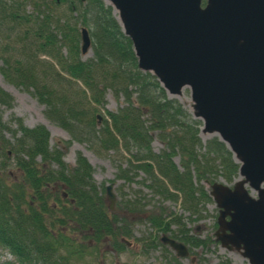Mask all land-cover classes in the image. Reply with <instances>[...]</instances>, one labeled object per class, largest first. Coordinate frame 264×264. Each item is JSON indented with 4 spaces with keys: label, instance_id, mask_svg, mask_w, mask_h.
<instances>
[{
    "label": "trees",
    "instance_id": "1",
    "mask_svg": "<svg viewBox=\"0 0 264 264\" xmlns=\"http://www.w3.org/2000/svg\"><path fill=\"white\" fill-rule=\"evenodd\" d=\"M81 28L90 38L86 61L79 57ZM0 76L35 99L44 118L71 140L92 141L119 157L115 179L131 182L142 174L140 183L153 195L178 202L190 215L209 201L201 183L230 185L237 178L238 165L224 144L216 137L202 142L201 122L137 69L129 39L102 0H0ZM107 91L122 107L104 110L99 124ZM12 102L0 88V107L10 109ZM153 140L161 146L157 153ZM48 141L42 125L0 119V251L12 258L0 264H98L101 249L124 250L123 238L132 239L141 220L153 236L136 242L161 249L172 264L179 263L160 235L169 233L188 251L205 247L179 218L160 208L145 212L138 200L124 202L120 216L108 212L86 159L76 153L69 167L62 157L70 142L49 147Z\"/></svg>",
    "mask_w": 264,
    "mask_h": 264
},
{
    "label": "water",
    "instance_id": "2",
    "mask_svg": "<svg viewBox=\"0 0 264 264\" xmlns=\"http://www.w3.org/2000/svg\"><path fill=\"white\" fill-rule=\"evenodd\" d=\"M105 1L117 11L137 69L169 97L187 88L200 133L216 136L238 164L231 187L204 182L218 210L215 242L247 264H264V0ZM80 43L83 55L90 47L84 28ZM104 194L112 211L111 184ZM160 241L187 257L182 244Z\"/></svg>",
    "mask_w": 264,
    "mask_h": 264
},
{
    "label": "rangeland",
    "instance_id": "3",
    "mask_svg": "<svg viewBox=\"0 0 264 264\" xmlns=\"http://www.w3.org/2000/svg\"><path fill=\"white\" fill-rule=\"evenodd\" d=\"M28 8V7H27ZM80 59L86 61L92 58L91 51L88 50L85 54H80ZM0 83L11 89V92L6 91L12 98V107L10 109H5L0 107V119L4 124H8L11 118H19L22 123L29 128L35 127L37 125H42V121L48 123V125L55 129V135L49 134V147L54 146L56 143L60 142H70L69 146L63 153V161L69 166H74V158L76 153H80L84 156L87 162L91 165L92 179L95 186L112 185V192L115 197V204L112 212L119 216L122 215V205L124 202L135 199L143 204V210L149 212L156 210L157 208L162 209L166 213H171L175 217L179 218L183 227L187 229L190 235H194L198 239L205 241L206 245L203 248H191L189 256L186 258H177L179 264H247V261L239 256L235 252H228L222 249L214 242V232H215V220L217 216V208L214 202L209 198V201L199 204L197 208V213L195 215H190L184 212L179 203L171 202L165 199H161L159 196L153 195L148 188L142 185L140 180L143 178L142 174H138L137 177L131 182H126L120 179H115V165L120 162L119 157H116L113 152L108 151L102 153L92 141H84L82 143H77L70 139V136L64 132L62 129L50 124L43 116V107L38 104L35 99L30 97L27 93L14 88L13 86L5 83L0 76ZM0 84V87H1ZM3 88V87H1ZM182 106L184 110L190 113V96L187 88H183L179 96L173 97ZM122 101H115L110 92L107 91L104 96V106L103 109L98 110L97 118L98 123H102V118L105 117L104 110L115 112L117 109L121 108ZM42 125V126H43ZM13 127V126H11ZM200 133V132H199ZM63 134V136L61 135ZM202 142L209 139L211 136L198 134ZM7 138L8 135H6ZM73 146L78 147L77 149L71 151ZM150 147L154 152H158L161 146L155 141H151ZM86 153V155L84 154ZM122 158L125 155L121 154ZM88 157V159H87ZM120 159V160H119ZM173 162L177 165V159H173ZM122 168L125 166L122 164ZM206 192L209 191L208 187L204 186ZM250 196L256 197V194L246 187ZM107 207V202H105ZM119 207V208H118ZM118 208V209H117ZM124 211V210H123ZM141 223H135L131 229L132 239H124L127 245L124 246V250L121 253H116L109 247L104 250L101 249L97 255L98 264H172L169 261V257H162V252L159 249L155 250H145L141 244H138L137 240H144L146 237H152L153 231L150 229L144 220ZM171 229H174L172 226ZM11 257L0 251V261L8 260L11 261ZM96 260V258H95ZM75 264H90L88 259H84L82 262Z\"/></svg>",
    "mask_w": 264,
    "mask_h": 264
},
{
    "label": "bare ground",
    "instance_id": "4",
    "mask_svg": "<svg viewBox=\"0 0 264 264\" xmlns=\"http://www.w3.org/2000/svg\"><path fill=\"white\" fill-rule=\"evenodd\" d=\"M113 14H114V17H117V11H116L115 9H113ZM0 84H1V83H0ZM1 87H3L4 90H6V91L12 93V92H11V89L8 88L7 86H4L3 84H1ZM42 123L47 127V129L50 131L51 134L55 135V131H56L55 129L51 128V127L48 125V123L45 122V121H42ZM61 135L63 136V134H61ZM77 148H78V147L73 146V147L71 148V151H73V150H75V149H77ZM84 154L86 155V153H84ZM87 159H88V157H87Z\"/></svg>",
    "mask_w": 264,
    "mask_h": 264
},
{
    "label": "flooded vegetation",
    "instance_id": "5",
    "mask_svg": "<svg viewBox=\"0 0 264 264\" xmlns=\"http://www.w3.org/2000/svg\"><path fill=\"white\" fill-rule=\"evenodd\" d=\"M169 233H166V236L168 237ZM188 248V247H187ZM159 249V248H158ZM161 251V249H159ZM169 250V249H168ZM189 256V255H188Z\"/></svg>",
    "mask_w": 264,
    "mask_h": 264
}]
</instances>
